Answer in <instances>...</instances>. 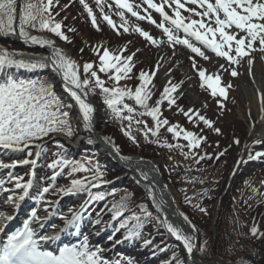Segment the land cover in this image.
Masks as SVG:
<instances>
[{"label": "snow or ice", "instance_id": "1", "mask_svg": "<svg viewBox=\"0 0 264 264\" xmlns=\"http://www.w3.org/2000/svg\"><path fill=\"white\" fill-rule=\"evenodd\" d=\"M79 3L87 11L93 26L98 27L97 18L86 0H79ZM114 3L117 8L126 10L132 16L140 20L147 19L150 23L155 24L167 36L171 44L184 45L196 56L205 60H208L209 57L201 47L193 42V38L196 42L203 45L204 48L211 50L217 57L226 59L230 65L239 64L241 60L247 57V64L250 66L249 72H251V65L254 62L251 52L257 50V42L259 51L264 52V0H163V3L160 4L155 3L154 0H143V3L147 5L145 12L148 9H153L162 17L161 22L158 24L150 14L147 16L140 15L134 10L138 5H133L129 0H114ZM96 4L100 7L102 18L115 29L114 21L110 16L103 13L104 0H96ZM188 4L196 5L203 11H198L197 8H189L187 7ZM165 5L170 8L174 5L172 15L165 11ZM52 6L53 0H46V2L45 0H0V33L6 35L18 33L20 37L33 44L54 46V41L50 39L30 35L29 28H38L39 30H47L54 33L60 39L68 41V36L61 30L62 22H57L53 19ZM181 10L200 17V19L186 18L182 15ZM119 15L123 20L124 12H119ZM205 18H208L207 21ZM121 26L123 27V25ZM123 30L127 32L128 28L124 27ZM180 30L184 33L183 38L176 34ZM69 31H75V29H69ZM135 31L152 44L157 43L142 28L136 27ZM126 50L124 49V51ZM82 51L83 49H81ZM97 55L100 61L98 71L108 74L109 79L113 80L116 85L123 78L131 79L129 73L132 71V61L135 53L122 57L102 47V52L98 51ZM49 64H51L53 72L62 75L64 87L78 105L86 128L90 126L92 115L95 111L94 106L88 102L87 97L89 92L94 91L95 88L100 89L104 96V103L117 116H121L124 110L127 111L128 115L122 116V118L129 121V126H131L135 114L151 117L155 122V130L147 129L145 132L146 136L148 132H151L153 136L157 135L161 126L169 124L167 119L161 118V105L165 101H167L169 106L176 104V98L173 93L177 92L179 85L169 82V85L164 87L160 98L153 105H150L148 101L151 99L152 93L148 85L155 76V72L151 74L140 72L138 78L141 83L133 91L127 87H107L92 63L83 64L82 78L80 65L59 48H54L53 54L49 58L32 60L17 59L14 53H9L6 49H0V74L5 73L7 68H24L31 71L37 68H47ZM192 67L198 72L201 87L207 85V88L211 90L212 96H216L217 93L220 96H226V88L231 87V85L220 86L221 78L219 74H207L206 69L197 68L195 59H193ZM220 68L228 71V69L224 68V65H220ZM230 74L237 76L238 72L235 68H232ZM54 88V84L45 81L15 79L10 74L6 75L4 82L0 83V148L22 151L23 148L30 144H35L36 148L40 149L41 144L36 142L42 141L50 133H64L69 137L73 135L69 119L70 113L65 110L70 108L71 105H65L56 94ZM125 98L134 99L135 104L143 108L144 111L136 113L134 107L124 102ZM261 105V110L264 111V96L261 97ZM179 111L188 117L190 122H193V115H195L205 126L208 128L213 127L211 120L198 112H193L192 109L187 111L179 109ZM135 123H144L145 128H147L146 123L143 121L136 120ZM214 130L217 133L220 132L219 128ZM167 131L173 133L176 137H180L182 134L190 149L199 147L201 141L206 139L205 137L197 136L191 131L181 129L178 125L169 126ZM125 135H128L135 142V137H132L127 131H125ZM236 143H239V141L237 140ZM166 146L170 149L181 147L180 145L172 144H167ZM116 151L119 152V148H116ZM40 154V151L36 152L37 157ZM260 156H264V153H257L255 158ZM203 158L201 157V159ZM36 163L35 159L18 160L11 164L0 161V169L15 168L17 165L28 164L35 166ZM48 167L50 169L71 167L73 172L88 171L78 162L62 157L54 160ZM95 171L97 174L92 180L87 178L73 179L71 186L59 188L56 191L64 194L87 193L89 201L104 199L102 193L93 194L91 192V188L99 187V182L103 178V173L100 172L99 167ZM57 175L59 173H55L51 179L54 181ZM13 179L15 188L20 189L22 192L18 199L24 200L29 193V189L33 186V180L24 181L23 177L20 176H15ZM52 189V184L43 187L40 190V199L43 200L44 195ZM12 198L11 196L9 197L10 200ZM127 199L128 197H123L119 204L113 205L114 218L123 215V209L127 207L124 201ZM187 199L189 198L186 197ZM153 201L154 203L156 202L155 196H153ZM85 203L87 204L88 201ZM156 207L159 212L163 213L162 203H157ZM83 208L84 206H82ZM199 211L206 213V209L202 207L199 208ZM141 212L143 218L135 214L129 218L130 221H134L131 227H129V220H125L120 224L121 228H128L127 239L139 237L141 235L140 229H142L144 223L154 219L157 223L165 226L168 233L175 237L176 240L182 241L184 248L189 254L193 252L192 238L185 235L181 227L169 222L166 214L162 217H153L152 212L148 211L147 208H142ZM179 215L184 222L195 229L187 215L183 212ZM32 217L33 219H38L35 212L32 213ZM82 218V212H74L72 219L67 220V224L76 226L77 222ZM11 219L12 217L10 216L0 217V223ZM2 230L0 228V231ZM250 232L254 237H264V231H260L256 226H253ZM35 235L29 223L26 222L23 230L11 235L6 242L0 245V264H105L99 259L97 252L89 250L87 238L79 247L65 246L59 250L58 255H55L52 252L42 251L35 239ZM40 239L51 240L55 239V237L42 236ZM117 264H119V261H117Z\"/></svg>", "mask_w": 264, "mask_h": 264}, {"label": "trees", "instance_id": "2", "mask_svg": "<svg viewBox=\"0 0 264 264\" xmlns=\"http://www.w3.org/2000/svg\"><path fill=\"white\" fill-rule=\"evenodd\" d=\"M78 1L58 0L57 2V0H53V6L51 8L53 19L57 22H62L61 30L69 39L65 41L57 37L54 33H50L68 45L75 43V52L83 63H92L98 71L100 61L97 52H102L103 47L116 55V51L119 50V45L111 41L108 37H105L102 32L94 30L88 25L85 20V13L78 6ZM86 2L91 7V0H86ZM69 29H75V31H69ZM28 31L30 34L40 31L49 32L47 30H39L38 28H29ZM81 49H83L82 52ZM92 49H94V52ZM47 72L46 68H37L31 71L24 68H7L5 69V73L0 74V83H3L6 75L9 74L15 79L45 81L54 84L56 94L65 105H71L68 96L61 91L59 84L50 78ZM98 75L105 81L107 87H123L125 84L134 87L136 85L132 71L129 73L131 79L123 78L119 81L118 85L109 79L108 74L98 71ZM90 92L99 105V117L104 119V124L107 128L106 136L123 153H135L140 148L145 157H163L164 165L161 166V170L166 180L169 183H175L176 188L181 192L183 211L193 221L200 236V252H202V247H205L207 249L206 254H208L207 256L203 255V257L209 258V246L212 244L213 237L210 220L213 219L218 199L226 187L228 175L246 140V129L244 131V128L240 127L242 131H234V134L230 138L226 140L221 139L215 130L208 128L198 119L193 118V122H190L188 117H184L185 115L179 109L186 102L182 98L176 97V104L170 107H168V104L167 107L161 105L162 109H164L163 117L169 121V124L163 125V129L157 135L149 138L142 131H137V129L134 132L127 131L132 137H135V142H133L132 139L122 134L123 131L118 119L110 117L116 114L114 112L115 115L110 113L109 107L104 103V96L100 92V89L95 88L94 91ZM125 101L131 102L128 98H125ZM133 104L134 102L130 106L133 107ZM177 104H179V109L177 108ZM65 110L70 113L69 119L74 135L77 132V128L74 123L72 109L70 107ZM180 115H183V118H180ZM178 119L180 120L178 121ZM172 125H178L179 128L191 131L197 136H202L206 139L201 141L199 147L190 149L187 146L188 142L183 139L182 134L180 137H176L173 133L167 131V128ZM140 126H143V123ZM54 134L50 133L43 139H49ZM237 140L239 143H236ZM167 144L180 145L181 147H173L170 149L166 146ZM92 145L93 141L89 139L84 142L83 149L89 150L92 148ZM61 157L70 161H76L80 165H83L85 169L91 171L89 173H83L85 172L84 170L73 172L71 167H66L63 169V175L66 176V180L79 179L94 172L96 175L95 169L99 167L100 172L103 173V178L100 182L112 183L101 191L102 194H106V198L104 200H94V203H101L100 205L103 206L105 202V204L109 205H106V209L111 207L112 210L113 205L119 204L123 197H128L124 201L127 207L123 209L120 224L125 220H129L134 214L143 218L142 208H147L148 211L152 212L153 217L160 216L156 203L153 201V196L144 190L141 184L131 186L125 180L124 173L119 172L117 165L112 161L110 162L109 158L101 154V156H97L96 161L94 159V162L89 161L87 164H84L79 156L75 154V150L59 138L44 147L42 158L47 165ZM201 157L204 158L201 159ZM260 161L250 163L248 165L249 171L247 169V173H240L235 178L230 191L221 201L218 219L215 224V253L221 258H227L237 264H248L250 262L264 264V237H254L250 232L253 226L258 227L260 231H264L263 158ZM47 171L50 175L57 171V169L49 168ZM244 171L246 170L244 169ZM57 181L60 184L65 182L60 177H58ZM191 184L196 185L195 187H197L198 191L193 194L195 195L193 196L196 200L195 202L191 196L192 194L188 193L187 195L186 188ZM67 187H69V183H64L59 188ZM186 197L189 199L186 200ZM201 207L206 209V213L199 211ZM106 209L104 211H108L109 208ZM133 222L129 220V227ZM140 231L141 235L132 238V240L140 241V239H143L144 243L151 241L152 243H147L149 245H147L148 247L146 249L156 246V250L152 252V257L146 259L144 255L138 256L141 264H158L160 261L159 258H170L173 260V257L176 259L174 261V264H176L177 261L182 259L181 249L177 244L171 242L162 224L157 223L154 219H150L144 223ZM120 233H128V228H120ZM235 240L237 242L233 243L232 241ZM241 247L245 250L247 249L248 252L244 255L238 253L236 250ZM143 250H140L139 254H142Z\"/></svg>", "mask_w": 264, "mask_h": 264}, {"label": "rangeland", "instance_id": "3", "mask_svg": "<svg viewBox=\"0 0 264 264\" xmlns=\"http://www.w3.org/2000/svg\"><path fill=\"white\" fill-rule=\"evenodd\" d=\"M67 1V0H66ZM130 2L134 3V5H142L143 3L138 2L137 0H129ZM155 3L160 4L163 3V0H154ZM147 6V5H146ZM190 5H187V7L190 8ZM165 7L167 9H169L171 12L174 9V5L173 7H168L167 5H165ZM165 8V9H166ZM149 10L150 11H154L153 9H148L147 12L142 11L144 13V15H148L149 14ZM155 13H157L156 11H154ZM181 12L188 17L189 19H197L200 17H196L193 16L191 13L186 12L181 10ZM124 15H126L124 13ZM152 15H154L152 13ZM156 16V15H155ZM158 21L161 20V18L159 16H156ZM206 19V18H205ZM140 28H142L144 31H147L151 36H153L157 43L156 44H150V43H146L145 41H143L142 39L139 38H128V39H121V40H117L118 42H122L125 45V42L127 41L128 44H130L129 46V54H133L135 52H137L136 58H135V63L137 65L138 69H147L151 72H155L157 74L158 72V68L160 69L161 66L167 65L168 60L172 59L171 63L168 64V69L172 68V67H178L180 68L182 71L181 75L179 73L178 74V78L180 80H186V82L188 83L187 86V90L188 93H194L195 92V87H194V81L193 78H191V75L193 77L199 76L198 72L196 71V69H194L192 67V61L190 59V55L188 54V48L184 45H179V44H171L168 41L167 36L162 32V30L160 28H158L156 25L150 23L147 19L146 20H142L141 22L138 23ZM156 26V27H155ZM181 31V34H180ZM179 32H177L176 34L179 35L181 38H183L184 36L182 35V30H180ZM111 37H115L113 36V34H111L110 32H108ZM129 40V42H128ZM257 50L259 51V46H258V42H257ZM70 50H73V47H68ZM203 50V49H202ZM256 51L251 52V56L253 58V61L255 62L257 59H259L262 55H264V52H260L259 56L257 58H254V53ZM205 54L209 57L208 60H205L199 56H196L194 53L191 52V56L197 58L198 60L196 65L197 68H202V69H211L212 73L211 74H219L222 73L224 75L227 76V79L225 82L234 80V78L232 77V75L230 74L231 69L235 68L236 71L239 72V78H237V82H238V87L235 88V90H232L229 98L227 100H224L226 103L225 107H220L218 105H216L215 99L208 97L206 93H204V91L200 90L197 87V93L199 96V99H197V101H194L195 104H201L205 107V110L209 111L208 114L210 116V118L213 121V126L214 128H219L222 130V134L219 138L221 139H227L230 138L233 134L234 131H240V127L244 128L243 130L245 131L246 129V134H248V128L251 126L252 122H257L258 121V117L256 116L255 113H251L250 110H248V102H246L245 99V91L244 90V86H247L248 84H251L249 82V80L247 81L245 78V75L247 73V70H249L248 64H247V57H245L243 60H241V62L239 64L236 65H230L229 62L222 58V57H215L213 54L211 55L210 53L205 51ZM178 56V58H177ZM212 57V59H211ZM179 58L182 60V62H179ZM216 59L218 62V64H216V67H212L213 64L212 62L213 60ZM256 59V60H255ZM213 60V61H212ZM164 62V64H163ZM163 64V65H162ZM161 65V66H160ZM220 65H224L225 69H228V71H224L220 68ZM252 68V67H251ZM161 73V69L159 70V74ZM249 73V72H248ZM155 74V75H156ZM252 74V72H250V75ZM156 80V78H155ZM153 81V80H152ZM162 82V83H161ZM160 84L163 85V83H165V81L163 80L161 74L160 77H157V81L156 84ZM158 84V85H159ZM199 91V92H198ZM195 92V93H196ZM193 96V95H192ZM203 98V99H202ZM180 118H183V115H180ZM149 117V116H146ZM151 119V117H149ZM152 120V119H151ZM180 119H178L179 121ZM104 121H102V123L99 125L100 127V132L101 131H105L106 130V125H104ZM146 123V122H145ZM153 123V120H152ZM150 125L151 122L149 123ZM242 131V130H241ZM264 135V132L261 134ZM137 153V152H136ZM138 154V153H137ZM153 158H155L156 160L161 159V156H152ZM131 178V177H128ZM174 185L176 186V184L174 183ZM196 185L191 184L190 186H188L187 189V195L188 193L192 194L191 196H195L193 195L194 193H197V187H195ZM186 189H184L186 191ZM181 194V192H179ZM182 195V194H181ZM197 196V195H196ZM194 202L196 201L193 197ZM155 207V206H154ZM212 224V219L210 220V225ZM237 242V240L232 241ZM214 243V242H212ZM207 249L205 247H202V252L200 253V256H207L206 254ZM238 253H241L242 255L246 254L248 251L247 249L245 250L243 247H241L240 249L236 250Z\"/></svg>", "mask_w": 264, "mask_h": 264}, {"label": "bare ground", "instance_id": "4", "mask_svg": "<svg viewBox=\"0 0 264 264\" xmlns=\"http://www.w3.org/2000/svg\"><path fill=\"white\" fill-rule=\"evenodd\" d=\"M37 37H41L43 39H50L54 41V46H48V45H40L46 49L45 57L49 58L52 56L54 48H59L62 50L64 54H66L71 59L75 60L71 53L65 49L60 43H58L54 38H52L49 35L45 34H38L35 35ZM15 37V36H14ZM17 38H20L19 36H16ZM26 42V43H25ZM25 44L28 42L30 44V41L25 40ZM76 61V60H75ZM77 62V61H76ZM51 67V64H49ZM52 70V67H51ZM53 71V70H52ZM252 74L250 75L249 70H247V73L245 75L246 80L251 83L247 86H244L245 91V99L246 102H248V110L251 111V113H255L258 117V122H254L250 126V138H254L258 135H261L264 132V111H262V105H261V97L264 96V57L259 58L254 64L252 68ZM249 72V73H248ZM55 73V72H54ZM58 75L61 79L62 75L55 73ZM163 80H167L169 78V74L164 72V70L161 72ZM195 98L197 99L198 96L195 95ZM89 98L87 97V100ZM74 101V100H73ZM75 102V101H74ZM76 103V102H75ZM76 108L78 110L79 119L84 124L85 122L82 119V115L79 112V107L76 104ZM94 121H93V115L92 120L90 123V128H93ZM112 154L118 158V160L129 170L134 171L137 176L142 180L146 181L150 187H152V190L155 191L156 196L158 198L159 203H162L163 206V215H167L169 222L173 223L174 225H177L181 227L184 231L185 235H188L192 238V243L194 245V250L196 252L197 249V240L195 239L193 233L188 231V229L191 227L188 223L183 221V218L179 215L181 213V206L178 201V198L175 197L173 189L170 187H167L165 183H163L161 177L159 176V173L157 171V165L158 161L155 160H145L140 155H127L126 157H121L118 155L112 148H110ZM147 177V179H145ZM187 226V227H186ZM175 238V237H174ZM182 243V241H179ZM183 244V243H182ZM195 254V253H194ZM216 264H228L226 262L222 261H214ZM192 264H202L201 262H196V260H193Z\"/></svg>", "mask_w": 264, "mask_h": 264}]
</instances>
